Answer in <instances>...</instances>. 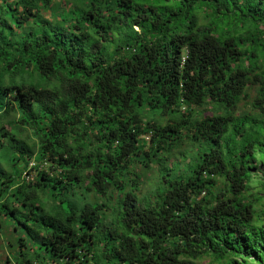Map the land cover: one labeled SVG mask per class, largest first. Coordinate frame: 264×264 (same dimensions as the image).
<instances>
[{"label":"trees","instance_id":"trees-1","mask_svg":"<svg viewBox=\"0 0 264 264\" xmlns=\"http://www.w3.org/2000/svg\"><path fill=\"white\" fill-rule=\"evenodd\" d=\"M187 144L105 224L99 195ZM255 172L264 0H0V264H264Z\"/></svg>","mask_w":264,"mask_h":264},{"label":"rangeland","instance_id":"rangeland-1","mask_svg":"<svg viewBox=\"0 0 264 264\" xmlns=\"http://www.w3.org/2000/svg\"><path fill=\"white\" fill-rule=\"evenodd\" d=\"M204 114H209L208 112H205ZM13 123H7L6 127L8 130H11ZM26 134L29 135V142H32V138H34L33 133L31 130L27 131ZM199 144H187L184 145L178 149H175L170 155V158L166 163L162 164H154L151 166V169L148 171H141L144 172L142 174L141 184L138 186H135L131 183L130 177L133 176L131 173L125 172V174L121 175L119 178L124 183V187L115 189L114 194L111 192L104 195H99L100 201L107 200V207L109 209H106L105 214V224L108 226H115L117 223V219L119 216V200L126 192H133L139 197L140 201H148L150 202L152 199H154L157 195V193L163 188V180L165 177L173 178L175 175H177V172L179 171L178 168H185L187 164H191L194 155L197 154L199 151ZM185 156H184V155ZM180 163V164H179ZM178 166V167H177ZM132 169L130 172H135L134 170L140 171L141 165L132 164ZM264 179L262 172H255L253 173L252 178V188H251V194H253V197L255 200V206L258 211V214H261L260 221L258 222L259 225L264 224V185L262 183V180ZM75 193L72 195V193L67 192L66 197L71 198L72 200L77 201L79 204H84V192ZM110 195H112L113 198H110ZM47 198V196H46ZM92 200V199H91ZM49 202L52 204L50 198ZM36 203L40 204L41 200L36 199ZM66 205L68 201L65 202ZM63 203V205L65 204ZM89 203L96 204V201H89ZM203 264H209V259L202 260Z\"/></svg>","mask_w":264,"mask_h":264},{"label":"built area","instance_id":"built-area-1","mask_svg":"<svg viewBox=\"0 0 264 264\" xmlns=\"http://www.w3.org/2000/svg\"><path fill=\"white\" fill-rule=\"evenodd\" d=\"M148 138H149V136H148ZM46 165V164H45ZM45 165H43V167L45 166ZM34 166H36V161L34 160V159H31L30 160V162H29V170H31V173L29 172H25L24 173V178L26 179V180H33L34 179V177L36 176L35 175V172L34 171H32V168H34ZM51 264H58V263H51ZM89 264H93L92 262H90Z\"/></svg>","mask_w":264,"mask_h":264}]
</instances>
